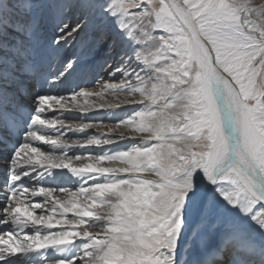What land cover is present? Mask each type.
<instances>
[{"label":"snow or ice","instance_id":"obj_1","mask_svg":"<svg viewBox=\"0 0 264 264\" xmlns=\"http://www.w3.org/2000/svg\"><path fill=\"white\" fill-rule=\"evenodd\" d=\"M0 264H264V0H0Z\"/></svg>","mask_w":264,"mask_h":264},{"label":"bare ground","instance_id":"obj_2","mask_svg":"<svg viewBox=\"0 0 264 264\" xmlns=\"http://www.w3.org/2000/svg\"><path fill=\"white\" fill-rule=\"evenodd\" d=\"M103 111L104 110H98L97 112L88 113V114H79V113H77L76 116L85 115L87 117L95 118L98 121H102L103 122L104 126L98 127V128L88 129L87 132H91V133H101V132H103L105 134L114 135L115 133H109L107 125L111 124L112 122H114L115 119H119V118L117 117V118L109 119V117L106 114L105 115H100V113L103 112ZM84 134H86V133H84ZM84 134H79V135H84ZM105 147H107V146H105ZM74 151L84 152L86 150H84V149H74Z\"/></svg>","mask_w":264,"mask_h":264},{"label":"rangeland","instance_id":"obj_3","mask_svg":"<svg viewBox=\"0 0 264 264\" xmlns=\"http://www.w3.org/2000/svg\"><path fill=\"white\" fill-rule=\"evenodd\" d=\"M76 114H77V113H76ZM76 114H74V115L72 114V115H73V116H76ZM69 135H74V134H73V133H69Z\"/></svg>","mask_w":264,"mask_h":264}]
</instances>
